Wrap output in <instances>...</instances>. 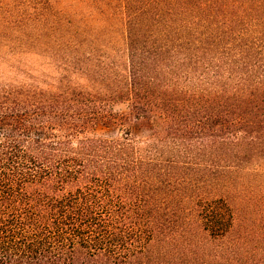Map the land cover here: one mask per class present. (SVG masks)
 Masks as SVG:
<instances>
[{
	"label": "trees",
	"instance_id": "trees-1",
	"mask_svg": "<svg viewBox=\"0 0 264 264\" xmlns=\"http://www.w3.org/2000/svg\"><path fill=\"white\" fill-rule=\"evenodd\" d=\"M0 67V264H264V0H0Z\"/></svg>",
	"mask_w": 264,
	"mask_h": 264
},
{
	"label": "rangeland",
	"instance_id": "rangeland-1",
	"mask_svg": "<svg viewBox=\"0 0 264 264\" xmlns=\"http://www.w3.org/2000/svg\"><path fill=\"white\" fill-rule=\"evenodd\" d=\"M2 68V67H0ZM2 74L7 78V79H11L16 77L15 74H7L6 70H2L0 71V77L2 76ZM3 78V77H2ZM114 110L118 113H122V112H126L128 110V104L124 103V104H120V105H116L114 106ZM120 133L119 129L117 127H110V128H106V127H99L97 129V134L100 136H106V137H116L118 136ZM135 137L138 141L142 142L144 141L147 137H148V132L143 130V131H138L135 133Z\"/></svg>",
	"mask_w": 264,
	"mask_h": 264
}]
</instances>
